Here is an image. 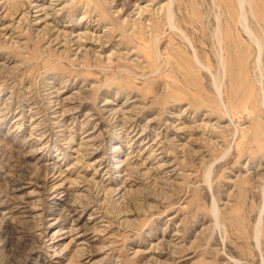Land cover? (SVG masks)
I'll return each instance as SVG.
<instances>
[{"label":"rangeland","instance_id":"obj_1","mask_svg":"<svg viewBox=\"0 0 264 264\" xmlns=\"http://www.w3.org/2000/svg\"><path fill=\"white\" fill-rule=\"evenodd\" d=\"M0 264H264V0H0Z\"/></svg>","mask_w":264,"mask_h":264}]
</instances>
